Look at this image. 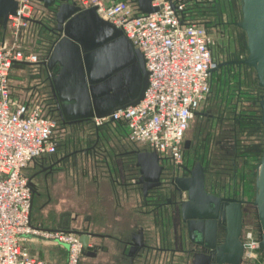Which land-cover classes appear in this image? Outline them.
Instances as JSON below:
<instances>
[{
	"label": "built area",
	"instance_id": "obj_1",
	"mask_svg": "<svg viewBox=\"0 0 264 264\" xmlns=\"http://www.w3.org/2000/svg\"><path fill=\"white\" fill-rule=\"evenodd\" d=\"M16 8L6 17L11 43L0 44V264H50L33 258L23 247L28 239L52 241L65 246L64 264H77L82 246L71 232L45 230L31 224L32 193L21 170L42 156L55 152V122L39 104L18 103L9 93L8 74L13 63H37L24 54L19 35L32 20L31 0H14ZM191 0H151L156 8L140 14L124 1L75 0L80 9L93 7L101 19L119 29L143 59L147 73L142 98L134 106L92 118L99 127L121 122L127 138L149 148L158 157L180 165L182 140L188 122L209 92L211 40L201 24L186 18ZM45 61V60H41ZM243 259L254 260L258 239L245 233Z\"/></svg>",
	"mask_w": 264,
	"mask_h": 264
},
{
	"label": "crops",
	"instance_id": "obj_2",
	"mask_svg": "<svg viewBox=\"0 0 264 264\" xmlns=\"http://www.w3.org/2000/svg\"><path fill=\"white\" fill-rule=\"evenodd\" d=\"M40 16L36 20L32 19L19 35V45L24 54L33 53L38 46L44 49L48 43V35L39 24L44 15ZM11 41L7 25L5 30L0 27V44ZM44 50L47 51V46ZM44 62L39 59L36 64L44 70L47 85L37 90L35 85L24 86L19 78L14 80L17 90L21 91L19 94L10 90L9 75L13 72L10 68L8 87L13 100L18 103L37 104L35 98L43 90L42 93L45 94L43 98L50 95L49 76L56 72L52 70L48 73L43 66ZM38 77H41V72ZM207 100L200 103V107L188 122L189 127L196 118L197 132L200 131V121H205L199 116V110L205 109L209 112L211 109L209 114L217 112L223 115L230 106L225 100V102ZM86 123H91L92 127L86 130L83 128ZM250 125L252 155L245 168L241 166V161L236 163V178L231 183L236 185L242 183L245 187L252 188L256 165L260 158L258 154L262 133L258 123ZM209 126L211 129L209 128L208 134L215 143V140L219 139L218 134L211 124ZM64 129L67 133L63 136L62 142L57 144L55 152L29 162L21 170V174L27 179L32 177L31 182L34 185L32 195L37 192L49 197L48 201H51L52 196H56L57 213H67L68 216L63 219L58 214L55 217H40L37 210L41 209L42 205L40 203L35 211L32 196L29 212L31 224L39 225L45 230H55L67 227L72 229L85 222L84 225H88L89 232L100 235L99 239L91 240L90 243H98L101 247L96 249L93 256L84 252L77 264H191L189 256L177 250L179 240L185 239L183 230L181 233L176 230L178 221L175 217L169 218L152 212L151 206L145 200L146 194H140L137 187L136 157L149 153L150 150H144V146L129 142L124 125L112 123L107 127H95L91 120L73 123L72 126H64ZM253 130L257 132L258 137L253 136ZM186 131L182 140V152L192 151V148L198 150L200 147L196 139L198 133L187 137ZM253 139L257 140L260 146H255ZM211 184L209 182L210 187ZM23 247L33 258L38 259L40 256L44 260H38L50 264H64L66 259L65 246L52 241L30 238L23 243ZM255 253L256 258L251 260V263L250 260H245L244 264H264V254L260 250Z\"/></svg>",
	"mask_w": 264,
	"mask_h": 264
},
{
	"label": "water",
	"instance_id": "obj_3",
	"mask_svg": "<svg viewBox=\"0 0 264 264\" xmlns=\"http://www.w3.org/2000/svg\"><path fill=\"white\" fill-rule=\"evenodd\" d=\"M34 1L47 12L42 16V22L39 21L49 38L43 66L48 73L58 66L56 73L49 76V88L63 103L61 118L72 123L88 122L92 118L109 116L117 109L136 105L146 87L147 73L141 54L132 48L122 32L98 17L93 7L80 9L74 0ZM150 1L135 0L137 11L140 14L154 12L156 8L150 6ZM240 1L241 20L236 27L245 36L247 55L243 60L215 64L209 73L226 65H243L252 68L257 87L261 89L258 102L262 129L261 155L256 165L251 205L258 223V250L264 254V0ZM15 8L14 0H0V27L3 30L6 28V17L13 14ZM157 161L153 151L139 154L136 166L140 176L150 167L157 168ZM189 175L176 187L186 196L179 202L178 211L186 231L193 232L195 236L192 244L209 253L198 264H243L247 246H243L238 239L241 201L207 194L199 164ZM31 179L28 178V185L33 193ZM219 201L224 202L227 228L223 243L213 247L209 227ZM227 203L230 204L227 206ZM84 224L79 229L67 227L62 230L77 235L82 249L87 251L88 243L97 236L89 232L88 225Z\"/></svg>",
	"mask_w": 264,
	"mask_h": 264
},
{
	"label": "flooded vegetation",
	"instance_id": "obj_4",
	"mask_svg": "<svg viewBox=\"0 0 264 264\" xmlns=\"http://www.w3.org/2000/svg\"><path fill=\"white\" fill-rule=\"evenodd\" d=\"M239 2L240 4L238 8L240 12L241 1L239 0ZM210 15L211 17H205L202 21L207 34L210 32H216L222 28L233 26L237 28L236 24L241 20L240 18L238 22L230 21L228 12H222V10H219L218 8L216 11H212V14ZM239 32L240 31H237L238 34ZM240 35L241 37H238V45L240 47L239 53L235 55V58H232L231 56V58L225 62L243 60L246 57L247 52L245 49V42L243 45L240 44L244 34L241 32ZM235 45L236 43L234 42V46ZM228 66L240 69L238 70L240 73L242 71L243 73L250 71L253 72L254 75L252 68L236 64L226 65L223 66V68ZM54 70L56 72L58 66H55ZM237 74V76L240 77L238 72ZM254 82L255 85L246 90L247 99L242 97L240 100L238 95L234 103L228 107V110L226 113H223V115L217 112L208 114L205 109L201 111L199 110V116L205 119L206 124L211 121V127L217 132L216 134H218L219 139L215 140L214 143L215 152L209 151L207 156H205L201 154V147L198 148V150L197 148H194L195 150L192 148V151L181 153L180 165L173 164V162L167 157L160 158L157 156V168L150 167L149 169L144 170L142 176H140L139 172L137 173V187L140 189V194H143V192L146 194L145 200H147L148 204L151 206L152 212L169 218L175 217L178 221L176 223V230L178 233H181L183 230L185 239L182 241L179 240L180 243H178L177 250L187 254L190 258L191 264L200 263L203 261V256L209 255V253L203 248L192 244V240L195 239V236L193 232L188 233L186 231L185 225L182 223L178 211L179 202L185 200L186 196L185 193L178 192L176 187L181 180L190 176L189 173L194 170L196 164H199L202 168L203 188L207 194H211L221 199L241 201L240 227L238 235L240 243L243 246L246 245L245 233L248 231L252 232L253 236L258 239V223L255 218L253 206L251 205L254 196V184L251 188V186L245 187L242 183H239V185L231 183L236 178V163L241 161V166L245 168L249 157L252 155L250 148V124L258 123V125H260V110L258 102L261 95V89L257 87L255 76ZM43 103V108L46 111V114L54 117V119L62 124L63 127L72 126V122L64 121L63 118H61L60 112L63 103L59 102L52 92L47 98L43 99ZM259 155H261V147L258 156ZM209 182L212 183V187H210ZM223 204L224 202H218L212 224H210L209 227L212 230L209 234V239L213 247L220 246L226 235L227 218L223 212ZM229 204L230 203H227L226 205L228 206ZM78 227H80V225L72 229H79ZM93 234L97 236V239L101 237L96 233ZM100 247L101 246L98 243L89 242L88 250L84 251L82 249L80 256L84 252H88V255L93 256L96 249Z\"/></svg>",
	"mask_w": 264,
	"mask_h": 264
},
{
	"label": "rangeland",
	"instance_id": "obj_5",
	"mask_svg": "<svg viewBox=\"0 0 264 264\" xmlns=\"http://www.w3.org/2000/svg\"><path fill=\"white\" fill-rule=\"evenodd\" d=\"M114 2L117 1H124L131 5L132 8H135V0H111ZM31 11H32V19H38L40 15H46V11L42 10L39 3H37L34 0H31ZM239 0H191L187 2L186 4V18L189 22H193L196 24H202V21L205 17H211L210 14H212V11H216L218 8L219 10H222V12L227 13L229 15L230 21L232 22H238L241 18L240 12H239ZM41 17V16H40ZM237 28L228 27V28H222L219 29L216 32H210L208 33V36L210 37L211 44H210V57L212 63L219 64L223 63L227 60H229L232 56V58H235V55L239 53V45H238V37H241L240 33H237L239 31ZM241 39V38H240ZM234 42L236 45L234 46ZM245 42L244 36L240 41V44L243 45ZM46 46L44 47V49ZM43 48L38 46V49L33 50V53L29 52L27 55H35L36 59L39 58L44 59V50ZM44 50V51H43ZM236 67L228 66L226 68H219L217 71L213 72L210 75L209 80V92L206 95L204 101L206 99L207 102H216L217 100L221 101H228L229 104H233L234 101L237 99L239 95V99L246 98L247 99V91L252 86L255 85L254 82V75L253 72H244L240 73ZM11 75H9V86L12 93L19 94L21 91L17 90L15 86L14 80L21 79V82L24 84V86H36L37 90H41V87L45 84L47 85V80L45 78L44 70L40 67L39 64L36 63H28V64H21V63H13L11 65ZM41 72V77H38V75ZM237 72L240 74V77L237 76ZM13 79L12 83L10 80ZM44 91V90H43ZM42 91V92H43ZM240 91V92H239ZM24 91H22L23 93ZM40 93L37 98H35V101H37V104H39L42 108V113L49 118L53 119L55 122L54 132L53 136L55 141L57 143H61L63 140V136L67 133L65 132L66 129L63 130L62 124L57 122L54 117L46 114V111L43 108V96L44 93ZM239 92V93H238ZM208 97V98H207ZM203 101V102H204ZM224 101V102H225ZM200 107V106H199ZM216 109V106H215ZM212 110L209 109V112ZM209 112H207L209 114ZM200 131H196V124L197 120L196 118L193 119L191 124L188 127V130L186 131V136L188 137L190 134H197V141H199V146L202 149L203 154L207 155L209 151L215 152V146L214 142L211 140L210 135L208 134L210 132V122H206L204 120L200 121ZM91 123H86L83 125V128L86 130L91 128ZM208 128V130H206ZM210 128V129H209ZM199 147V148H200ZM144 150H149V148L145 147ZM33 196V209L36 211L39 207V204L41 203L42 207L41 209L37 210V213L42 218H48V217H55L57 216V210L55 208V204L57 202V197L52 196L51 201L49 200V197L45 195L38 194L37 192L32 195ZM58 216H61V219L64 217H67V213H59ZM58 225V223H56ZM55 225V226H56ZM38 259L44 260V258L38 256ZM46 260V259H45ZM247 261V260H246ZM251 263V260H250Z\"/></svg>",
	"mask_w": 264,
	"mask_h": 264
},
{
	"label": "trees",
	"instance_id": "obj_6",
	"mask_svg": "<svg viewBox=\"0 0 264 264\" xmlns=\"http://www.w3.org/2000/svg\"><path fill=\"white\" fill-rule=\"evenodd\" d=\"M134 1V0H133ZM32 21V20H31ZM112 123H115V124H118V125H123V123H121V122H105V123H103L102 125H100L99 127H103V126H108L109 124H112ZM259 129V128H258ZM252 132V131H251ZM252 133H254V137H258L256 134H257V132L256 131H254L253 130V132ZM54 137V136H53ZM253 141L255 142V146H260V144L258 143V141L257 140H255V139H253ZM56 143H57V141H56ZM58 144V143H57Z\"/></svg>",
	"mask_w": 264,
	"mask_h": 264
}]
</instances>
